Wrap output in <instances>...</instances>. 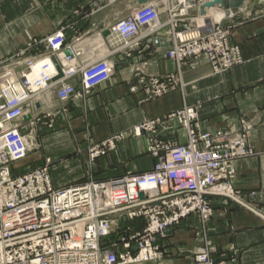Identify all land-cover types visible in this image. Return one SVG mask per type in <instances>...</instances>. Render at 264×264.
Wrapping results in <instances>:
<instances>
[{"label": "built area", "instance_id": "built-area-1", "mask_svg": "<svg viewBox=\"0 0 264 264\" xmlns=\"http://www.w3.org/2000/svg\"><path fill=\"white\" fill-rule=\"evenodd\" d=\"M195 6V0H175L167 7L156 1L140 4L112 25L106 38L111 47L119 44L130 56L140 39L168 26L171 45L165 57L177 70L201 54L224 71L241 65L239 48L228 46L221 20L209 25L197 18L186 22ZM179 23L183 26L178 30ZM39 43L44 46L39 55L20 50L0 62V264H157L164 258L160 242L173 227L190 216L208 221L213 214L211 198L228 200L263 219L233 186L235 162L254 154L249 145L252 124L243 119L239 130L201 132L199 106L184 107L131 130L134 137L152 136L147 153L154 164L147 172L63 188L53 186L48 164L14 175L12 166L35 150L33 130L39 121L31 113L35 95L53 90L60 103L83 98L111 78L110 57L118 52L92 53L79 61L83 57L79 39L67 41L63 29ZM76 76L79 86L70 82ZM179 83L177 73L140 80L147 99L162 96ZM27 116L30 119L24 120ZM45 116L53 122V114ZM173 122L185 130L186 144L153 137L158 127ZM123 138L117 135L96 145L89 150L90 159L103 156ZM136 219L144 222L140 232L127 240L121 236L109 240L120 223ZM210 252L198 250L193 264H215Z\"/></svg>", "mask_w": 264, "mask_h": 264}, {"label": "crops", "instance_id": "crops-1", "mask_svg": "<svg viewBox=\"0 0 264 264\" xmlns=\"http://www.w3.org/2000/svg\"><path fill=\"white\" fill-rule=\"evenodd\" d=\"M155 1L162 7L173 4L171 0ZM208 1L195 0L186 22L190 18L220 20L217 14L223 13L217 9L200 15V7ZM139 5L136 0H0V62L20 50L27 55L43 53L39 42L59 29L67 41L79 39L83 54L79 61L92 53L105 56L107 51L118 50L110 57L114 74L83 98L60 103L53 90L35 95L31 113L39 118L33 134L40 149L26 159L33 155L58 162L53 168L56 177L50 174L55 188L89 179L109 180L152 169L154 159L147 153L152 136L131 134L147 120L199 106L200 131L213 133L239 130L245 119L253 126L249 145L254 154L235 162L233 186L263 219L228 200L211 198L213 214L208 221L203 224L190 216L173 227L160 242L164 258L157 264H193L194 254L205 248L217 264H264V0H245L237 14L221 19L229 30V41L241 50L243 63L219 75L212 73L204 56L182 63L178 71L165 57V41L158 47L153 43L155 38L170 40L168 26L140 39L130 56L119 44L111 47L100 26L109 29ZM165 19L162 14L161 22ZM182 26L177 24V29ZM173 73L179 74L177 88L146 98L141 79H161ZM70 82L79 86V76ZM46 113L54 115L52 123ZM117 135L124 136L122 141L91 162L88 150ZM153 137L177 145L187 142L185 130L175 122L158 127Z\"/></svg>", "mask_w": 264, "mask_h": 264}, {"label": "rangeland", "instance_id": "rangeland-1", "mask_svg": "<svg viewBox=\"0 0 264 264\" xmlns=\"http://www.w3.org/2000/svg\"><path fill=\"white\" fill-rule=\"evenodd\" d=\"M203 20H205L206 22H205V25H209L210 24V22H212V20H208V19H205V18H203ZM214 22V21H213ZM223 21L221 20V29H222V31H225L227 34H226V38H227V44H228V46H237L238 48H239V46L238 45H236V44H232L230 41H229V30L228 29H226V28H224L223 27V23H222ZM239 52H240V55H241V57H242V54H241V50H240V48H239ZM218 55H220V56H222L221 54H218ZM200 56H204L207 60H208V62H209V64H210V66H211V70H212V73L213 74H215V75H219V74H223V73H225V72H227V71H229V70H226V71H224V69L223 68H220V66H214V64H212V61L210 60V58L208 57V56H206V55H204V54H201V55H198L196 58H198V57H200ZM196 58H192V59H190V60H186L185 62H191L192 60H194V59H196ZM220 58V57H219ZM236 66H238V65H236ZM233 67H235V66H233ZM232 67V68H233ZM166 77V76H165ZM152 120V119H151ZM147 121H149V120H147ZM146 122V121H145ZM144 123V122H143ZM235 130V129H234ZM104 141H106V140H104ZM103 141V142H104ZM122 140H119V142H121ZM102 143V142H101ZM118 143V142H117ZM116 143V144H117ZM34 144H35V150H33V152L31 153V154H33V153H35L36 151H38L40 148H39V144H38V140H35L34 141ZM116 144H115V147H116ZM99 145V144H98ZM114 147V148H115ZM93 148H95V146H93V147H91L90 149H93ZM89 149V150H90ZM89 150H88V154H89ZM108 150H113V149H107V151ZM107 151H105V152H107ZM89 158H90V156H89ZM96 159V158H95ZM95 159H93V160H91V162H93ZM46 164H48L49 165V170H51L52 171V173L50 172V174L53 176V178H55L56 177V175H57V173L55 172V170H53V168H54V165H58V162H55V161H53V160H41V159H36V157H34L33 155H30V157H28V159H25V160H23L22 162H19V163H15L14 164V166H12L13 167V174L14 175H18V174H20V173H22V172H25V171H27V170H31V169H35V168H41V167H43V166H45ZM50 167L52 168V169H50ZM127 175V174H126ZM124 176V175H123ZM122 177V176H121ZM119 178V177H118ZM103 181H105V180H103ZM124 222H127V221H124ZM204 224V223H203ZM126 225V224H125ZM118 227H120V226H118ZM143 227H144V222H143ZM143 227H142V229H143ZM128 228V227H127ZM125 229L124 231L128 234V235H126V234H122L121 235V237L123 238V239H129L132 235H134L136 232H140L141 230H137V231H132V232H129V230L128 229ZM117 231V229L115 230V232ZM129 232V233H128ZM210 258H211V252H210ZM212 260V259H211ZM215 263V262H214ZM215 264H217V263H215Z\"/></svg>", "mask_w": 264, "mask_h": 264}, {"label": "water", "instance_id": "water-1", "mask_svg": "<svg viewBox=\"0 0 264 264\" xmlns=\"http://www.w3.org/2000/svg\"><path fill=\"white\" fill-rule=\"evenodd\" d=\"M139 4H145L147 2L155 1V0H136ZM173 3L175 0H171ZM245 0H211L208 2H205L201 7H200V15L206 13L207 11H210L211 9H217V11L223 13L224 17H229L232 15H235L238 13L239 9L242 7L244 4ZM102 31V36L106 38L109 35V30L100 26L99 28ZM162 41H165L164 47L169 48L171 43L167 42L166 39L162 38H155L153 43L156 47L160 45ZM65 56H69L68 52L64 53ZM61 75H59L60 77ZM36 109H39V104L35 105ZM30 116H27L24 120H29ZM142 198V195L140 196Z\"/></svg>", "mask_w": 264, "mask_h": 264}, {"label": "trees", "instance_id": "trees-1", "mask_svg": "<svg viewBox=\"0 0 264 264\" xmlns=\"http://www.w3.org/2000/svg\"><path fill=\"white\" fill-rule=\"evenodd\" d=\"M126 224V225H125ZM120 227L117 229L116 232L112 233L109 240L110 241H114L116 240L118 237H120L122 234H126L128 235L124 230L127 228L129 230V232L132 231H137V230H141L143 227V221L141 219H136V220H132V221H127V222H122L119 225ZM128 232V233H129Z\"/></svg>", "mask_w": 264, "mask_h": 264}, {"label": "bare ground", "instance_id": "bare-ground-1", "mask_svg": "<svg viewBox=\"0 0 264 264\" xmlns=\"http://www.w3.org/2000/svg\"><path fill=\"white\" fill-rule=\"evenodd\" d=\"M218 15V18L221 20L222 18H225L223 14H217Z\"/></svg>", "mask_w": 264, "mask_h": 264}]
</instances>
